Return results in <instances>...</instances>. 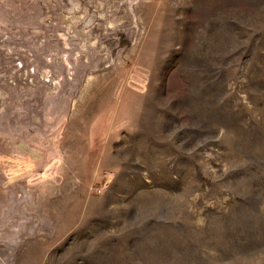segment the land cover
Here are the masks:
<instances>
[{
  "label": "rangeland",
  "instance_id": "obj_1",
  "mask_svg": "<svg viewBox=\"0 0 264 264\" xmlns=\"http://www.w3.org/2000/svg\"><path fill=\"white\" fill-rule=\"evenodd\" d=\"M0 264H264V0H0Z\"/></svg>",
  "mask_w": 264,
  "mask_h": 264
}]
</instances>
